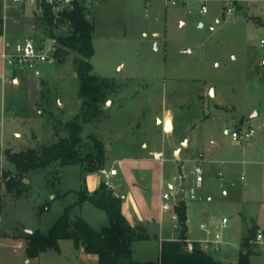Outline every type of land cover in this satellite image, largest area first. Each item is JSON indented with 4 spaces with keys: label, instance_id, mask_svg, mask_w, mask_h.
Here are the masks:
<instances>
[{
    "label": "rangeland",
    "instance_id": "374dc122",
    "mask_svg": "<svg viewBox=\"0 0 264 264\" xmlns=\"http://www.w3.org/2000/svg\"><path fill=\"white\" fill-rule=\"evenodd\" d=\"M231 2L235 10L227 14L225 0H178L175 5L164 0L98 1L87 12L94 28L92 71L117 86L103 116L81 134L107 143L110 155L130 153L154 118L169 110L183 135L203 140L204 149L218 160L212 167L220 175L202 183L196 200H186L187 207L195 208L189 212L188 237L207 240L210 255L225 263L236 261L243 251L240 238L248 232L242 231L239 207L260 191L258 225L264 229V48L259 45L264 40V0ZM35 14L24 5L8 3L4 9L0 1V180L17 173L7 152L37 149L67 136L63 126L80 109L73 53L21 70L1 63L3 51L10 53L15 43L34 35L42 38ZM65 30L56 33L64 35ZM184 51L190 53H180ZM249 128L255 135L244 143L231 138L232 132ZM189 167L184 164L182 172ZM165 173L175 186L176 163L165 164ZM83 177L79 165L52 164L27 172L20 195L0 182V264H98L71 240L59 241L58 252L49 250L37 258L25 254L24 232L46 234L77 202ZM76 216L96 231L109 225L105 213L89 203L74 206L70 217ZM148 231L147 240L132 243L138 262L158 257V227ZM162 235L179 232L168 224ZM253 244L249 263L264 264V243Z\"/></svg>",
    "mask_w": 264,
    "mask_h": 264
},
{
    "label": "trees",
    "instance_id": "16d2710c",
    "mask_svg": "<svg viewBox=\"0 0 264 264\" xmlns=\"http://www.w3.org/2000/svg\"><path fill=\"white\" fill-rule=\"evenodd\" d=\"M42 6L43 14L37 21L42 39L56 40L54 59L62 61L70 53L76 56L74 65L81 103L79 112L63 126L67 136L58 137L55 143L42 145L37 149L7 152L8 160L15 165L17 173L13 177L5 175L0 182L5 184L6 191H14L16 195L24 191L22 180L32 170L52 164H57L60 168L79 165L83 175H87L96 174L104 168L106 154L103 141L95 135L87 134L83 138L81 134L87 125L97 122L103 116L107 98L117 86L114 82L93 74L91 58L94 28L87 15L88 11L75 3L71 10L63 11L55 18L49 7ZM2 24L0 15V35ZM59 28L66 29L64 35L56 33ZM77 194L74 206L89 203L105 213L109 225L96 231L81 217L71 218L70 212L74 206H70L46 234L34 232L33 237H26L25 254L28 258H37L49 250L58 252L59 241L71 240L75 249L96 258L98 264H250L251 247L257 231L255 226L242 238L243 251L234 263L215 260L197 244H193L192 252H187L186 205L183 201H178L173 206L176 229L179 232L177 239L161 242L156 261L138 262L133 258L132 243L147 240L149 236L141 227L131 226L127 222L122 214V199L115 196L104 181L92 193L82 187Z\"/></svg>",
    "mask_w": 264,
    "mask_h": 264
},
{
    "label": "crops",
    "instance_id": "0c3cea01",
    "mask_svg": "<svg viewBox=\"0 0 264 264\" xmlns=\"http://www.w3.org/2000/svg\"><path fill=\"white\" fill-rule=\"evenodd\" d=\"M162 113L161 117L157 116L154 118L153 126L150 130L145 131L141 141L130 147L132 151L130 153L110 155V146L103 142L106 154L104 168L96 174L84 175L82 179L84 184L82 187H85L89 193L94 192L101 181H106L113 194L122 199V214L131 226H139L147 234L152 226L154 230L158 227L160 234L158 249L162 241L176 240L178 237H163L162 235L164 227L168 224L177 231L173 208L168 211H163L160 208L161 194L178 185L177 181H175L177 176L173 177L175 186L170 184L165 173V164L175 162L178 167V174L183 173V165L188 164L190 167L185 174L187 176L193 165L197 164L203 170V182L205 184L214 180L218 174L220 175V170H214V167H212L218 160L212 150L204 149L203 140L198 139L194 135H183L181 127H178L173 114L169 110H165ZM167 119L170 120L172 125V131L169 133H165L163 130L164 122ZM196 147L199 148L195 153L194 149ZM178 150V155L175 156V152ZM154 153H162V160L154 159ZM112 169L116 171L113 176L109 175V171ZM80 170H82L81 167ZM200 191L199 193H201ZM262 196L263 194L260 191L258 195L248 197L249 199L241 203L238 217L242 225V231L243 229L249 230L252 226H255L257 231L261 229L264 232V229L258 225V211ZM184 203L186 205V201ZM192 209L195 208L186 206V240L197 244L202 250L210 253L209 248L204 247L209 244L207 240L203 238L197 240L188 237V218ZM200 230L206 231L205 226H200ZM241 240L240 238V242ZM214 251L218 252L217 246L214 247ZM87 257L94 258L91 256ZM94 259L96 260V258Z\"/></svg>",
    "mask_w": 264,
    "mask_h": 264
},
{
    "label": "built area",
    "instance_id": "2783aa9c",
    "mask_svg": "<svg viewBox=\"0 0 264 264\" xmlns=\"http://www.w3.org/2000/svg\"><path fill=\"white\" fill-rule=\"evenodd\" d=\"M100 0H1L4 9L7 8V4L16 6H26L34 14L36 12L37 18L43 14V6L50 8L52 14L57 18L63 11H69L77 3L82 5L84 9L89 11ZM166 3L175 5L178 0H164ZM184 1V0H183ZM227 2L226 13L231 14L235 9L232 7L231 0H225ZM201 13L206 12V7L201 6ZM261 48H264V40L259 43ZM9 46L6 45L5 49ZM56 49V40L50 39H38L35 37H28L22 43H15L11 47L10 53H6V50L1 54V63L3 66H7L13 70H21L26 65H30L36 62H53L54 52ZM14 72V71H13ZM255 131L251 128L245 130L242 133L232 132L231 138L234 141L244 143L251 137H253ZM153 158L162 160V153H154ZM116 174L114 169L109 171V175ZM107 177V175H105ZM189 177V178H188ZM178 185L171 187L170 190L163 192L160 196V208L163 211L171 210L178 201L185 202L186 200L194 201L197 199L198 191L202 187L203 183V171L202 168L194 164L191 168L189 175L180 173L175 178ZM105 185H107V182ZM225 223V220H223ZM254 242L256 244L264 243V234L259 232L256 234ZM185 250L192 252L193 243L186 240Z\"/></svg>",
    "mask_w": 264,
    "mask_h": 264
},
{
    "label": "water",
    "instance_id": "95a60500",
    "mask_svg": "<svg viewBox=\"0 0 264 264\" xmlns=\"http://www.w3.org/2000/svg\"><path fill=\"white\" fill-rule=\"evenodd\" d=\"M180 53H181V54H188V53H190V52H189V51H184V52H180ZM262 65H264V59H263ZM255 117H256V113H254L249 119H253V118H255ZM240 123H241V122H240ZM163 130H164L165 133H169V132L172 131V125H171V122H170L169 119H167V120L164 122ZM178 152H179V150L175 152V156L178 155ZM33 235H34L33 232H30V231H25V232H24V236H26V237L31 238V237H33Z\"/></svg>",
    "mask_w": 264,
    "mask_h": 264
}]
</instances>
